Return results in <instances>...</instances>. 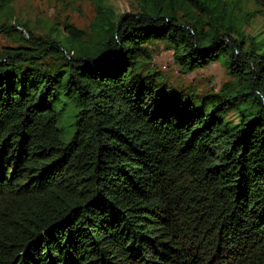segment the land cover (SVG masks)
<instances>
[{
  "label": "trees",
  "instance_id": "trees-1",
  "mask_svg": "<svg viewBox=\"0 0 264 264\" xmlns=\"http://www.w3.org/2000/svg\"><path fill=\"white\" fill-rule=\"evenodd\" d=\"M135 1L40 42L3 25L22 46L0 53V264H264V48L227 0ZM159 44L238 83L168 86Z\"/></svg>",
  "mask_w": 264,
  "mask_h": 264
},
{
  "label": "rangeland",
  "instance_id": "rangeland-1",
  "mask_svg": "<svg viewBox=\"0 0 264 264\" xmlns=\"http://www.w3.org/2000/svg\"><path fill=\"white\" fill-rule=\"evenodd\" d=\"M98 1L15 0L11 4L12 10L9 12L0 7V53L14 52L16 47L22 46V43L12 39L4 32V24L12 23L13 26L26 24L30 28L28 34L35 36L34 38L30 36V40L38 42L44 41L50 34L56 33V30L64 32L63 29L68 23L89 32V26L96 16ZM102 1L113 6L119 15L134 14L138 9L135 0ZM227 1L230 3L229 12L236 20L238 29L246 35L242 44L243 49L250 50L256 43H261L264 48V0ZM234 38L238 41L242 40L240 35H235ZM227 40L229 39L227 38ZM236 52L239 61L241 60V51L237 49ZM154 53L148 68L152 67L153 73L161 74L163 77L161 81L168 86L191 88L195 93L205 94L210 90H219L227 82L238 83L237 77L234 75L238 72L237 69L235 68L234 74H231L225 63L221 61H216L207 68L187 73L174 63L172 51L165 49L162 44L157 46ZM0 62H3L1 58ZM227 118L234 121L238 119L237 114L233 111L228 114ZM69 124L70 121L63 123V137L65 139L71 135L68 128Z\"/></svg>",
  "mask_w": 264,
  "mask_h": 264
}]
</instances>
